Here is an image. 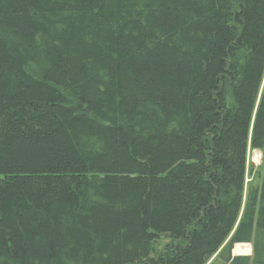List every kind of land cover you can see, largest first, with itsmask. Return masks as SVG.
<instances>
[{"label": "trees", "instance_id": "trees-1", "mask_svg": "<svg viewBox=\"0 0 264 264\" xmlns=\"http://www.w3.org/2000/svg\"><path fill=\"white\" fill-rule=\"evenodd\" d=\"M262 86L264 0H0V264H264Z\"/></svg>", "mask_w": 264, "mask_h": 264}, {"label": "rangeland", "instance_id": "rangeland-1", "mask_svg": "<svg viewBox=\"0 0 264 264\" xmlns=\"http://www.w3.org/2000/svg\"><path fill=\"white\" fill-rule=\"evenodd\" d=\"M263 87L264 86H262V89ZM253 116H252V120H253ZM251 124L248 126L247 129L246 138H245V148H244V152L246 153V179H245V189H244V203L246 201L248 192L251 190V188L260 187L261 179H262V169H263V155H264L263 150L252 148L250 144L251 126H252ZM229 239L212 256V258L209 260L207 264H229L228 253H227ZM169 240L170 239L167 235H162L161 237H159L157 242L155 243V247L157 251L162 250ZM238 244L240 243L234 244L233 248L231 249L232 256L244 255V254H239L238 249L236 250ZM246 247L248 248L247 249L248 254L246 256L253 255V248H254L253 243L252 242L248 243Z\"/></svg>", "mask_w": 264, "mask_h": 264}, {"label": "built area", "instance_id": "built-area-1", "mask_svg": "<svg viewBox=\"0 0 264 264\" xmlns=\"http://www.w3.org/2000/svg\"><path fill=\"white\" fill-rule=\"evenodd\" d=\"M248 245V243H240V244H238L237 245V248H236V250L238 249V251H239V254H244V255H247L248 253H247V246Z\"/></svg>", "mask_w": 264, "mask_h": 264}]
</instances>
